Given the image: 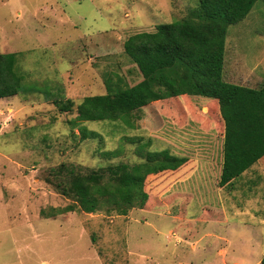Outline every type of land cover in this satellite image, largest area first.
Masks as SVG:
<instances>
[{"label":"rangeland","instance_id":"rangeland-1","mask_svg":"<svg viewBox=\"0 0 264 264\" xmlns=\"http://www.w3.org/2000/svg\"><path fill=\"white\" fill-rule=\"evenodd\" d=\"M198 0H0V53H21L18 96L0 100V264H261L264 159L219 187L223 121L208 98L163 101L131 116V127L86 122L76 108L105 95V74L133 86L142 77L125 54L132 35L182 20ZM224 78L264 83V0L228 29ZM54 100H71L60 113ZM158 109V116H151ZM187 160L148 176L144 193L97 199L86 211L46 181L51 170L82 173L145 162ZM109 153L116 155L109 156ZM153 158V157H152ZM116 202V203H115Z\"/></svg>","mask_w":264,"mask_h":264},{"label":"trees","instance_id":"trees-1","mask_svg":"<svg viewBox=\"0 0 264 264\" xmlns=\"http://www.w3.org/2000/svg\"><path fill=\"white\" fill-rule=\"evenodd\" d=\"M258 1L198 0V6L182 20L162 24L154 32L130 36L124 51L142 81L130 86L119 74L106 73L107 93L87 97L76 108L72 124L80 127L82 140L98 138L97 132L84 126L86 122L116 123L129 128L131 116L154 103L208 98L210 107L216 106L224 127L219 187L233 188L245 172L264 159V83L254 89L224 78L228 29L244 21ZM20 55L0 53V100L18 96L23 89L24 78L18 69ZM53 103L62 114L73 112L75 106L71 100ZM151 113L158 116L159 111ZM164 155L165 152L146 155L145 162L139 164L110 166L85 174L74 166L54 168L46 181L79 203L54 210L46 217L76 209L88 211L97 199L113 198L131 205L130 198L144 193L148 176L187 162Z\"/></svg>","mask_w":264,"mask_h":264},{"label":"crops","instance_id":"crops-1","mask_svg":"<svg viewBox=\"0 0 264 264\" xmlns=\"http://www.w3.org/2000/svg\"><path fill=\"white\" fill-rule=\"evenodd\" d=\"M256 165H257V164H256ZM254 166H255V165H254ZM254 166H253V167H254ZM253 167H252V168H253ZM252 168H251V169H252ZM245 173H246V172H245ZM245 173H244V174H245Z\"/></svg>","mask_w":264,"mask_h":264}]
</instances>
